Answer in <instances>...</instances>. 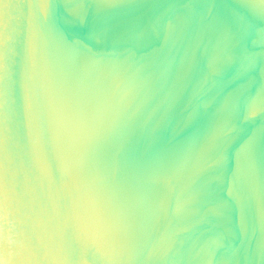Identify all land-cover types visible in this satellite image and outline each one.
<instances>
[{
    "label": "water",
    "instance_id": "95a60500",
    "mask_svg": "<svg viewBox=\"0 0 264 264\" xmlns=\"http://www.w3.org/2000/svg\"><path fill=\"white\" fill-rule=\"evenodd\" d=\"M0 264H264V0H0Z\"/></svg>",
    "mask_w": 264,
    "mask_h": 264
}]
</instances>
